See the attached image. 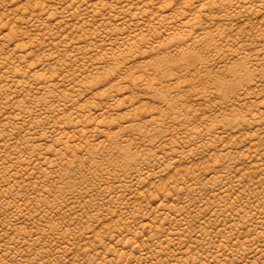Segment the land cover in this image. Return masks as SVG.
<instances>
[{
    "label": "rangeland",
    "instance_id": "1",
    "mask_svg": "<svg viewBox=\"0 0 264 264\" xmlns=\"http://www.w3.org/2000/svg\"><path fill=\"white\" fill-rule=\"evenodd\" d=\"M0 264H264V0H0Z\"/></svg>",
    "mask_w": 264,
    "mask_h": 264
}]
</instances>
